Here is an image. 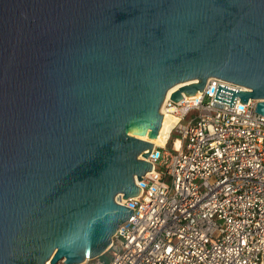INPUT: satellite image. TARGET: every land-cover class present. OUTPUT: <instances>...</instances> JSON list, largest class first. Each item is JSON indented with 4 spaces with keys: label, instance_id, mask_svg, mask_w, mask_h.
I'll return each mask as SVG.
<instances>
[{
    "label": "water",
    "instance_id": "water-1",
    "mask_svg": "<svg viewBox=\"0 0 264 264\" xmlns=\"http://www.w3.org/2000/svg\"><path fill=\"white\" fill-rule=\"evenodd\" d=\"M212 77L264 115V0H0V264L103 256L170 89Z\"/></svg>",
    "mask_w": 264,
    "mask_h": 264
},
{
    "label": "built area",
    "instance_id": "built-area-1",
    "mask_svg": "<svg viewBox=\"0 0 264 264\" xmlns=\"http://www.w3.org/2000/svg\"><path fill=\"white\" fill-rule=\"evenodd\" d=\"M219 84L249 90L212 77L193 96L166 97L169 135L145 158L153 168L136 178L140 193L118 196L134 213L112 257L80 264H264V115L254 99L215 100Z\"/></svg>",
    "mask_w": 264,
    "mask_h": 264
},
{
    "label": "bare ground",
    "instance_id": "bare-ground-1",
    "mask_svg": "<svg viewBox=\"0 0 264 264\" xmlns=\"http://www.w3.org/2000/svg\"><path fill=\"white\" fill-rule=\"evenodd\" d=\"M180 86H182V85H177V86L173 87L172 89H170L167 96H170L171 93L174 92L175 90H177ZM170 128H171L170 117L168 115H163V123H162V126H161V129L159 131L158 136L155 138H150V137H148V135H145V136H142V138L152 142L154 145H162L167 140Z\"/></svg>",
    "mask_w": 264,
    "mask_h": 264
},
{
    "label": "rangeland",
    "instance_id": "rangeland-1",
    "mask_svg": "<svg viewBox=\"0 0 264 264\" xmlns=\"http://www.w3.org/2000/svg\"><path fill=\"white\" fill-rule=\"evenodd\" d=\"M175 138H181V134L178 133V132H174V133L172 134V140L170 141V144H169L170 146H172V141H173ZM111 257H112V251L109 252V253H107V254H105L104 256H102V259L108 262V261L110 260Z\"/></svg>",
    "mask_w": 264,
    "mask_h": 264
}]
</instances>
